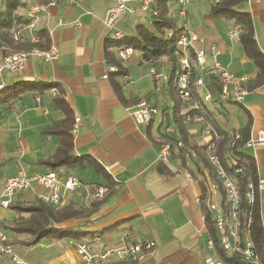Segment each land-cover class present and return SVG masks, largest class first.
<instances>
[{
    "label": "crops",
    "instance_id": "obj_1",
    "mask_svg": "<svg viewBox=\"0 0 264 264\" xmlns=\"http://www.w3.org/2000/svg\"><path fill=\"white\" fill-rule=\"evenodd\" d=\"M22 1L24 6L17 10L20 14L32 3L55 2L40 15L38 28L46 29L59 54L52 60L29 56L23 71L5 72L0 77L2 83L20 82L25 88L11 107L4 110L0 123V165L14 162L16 173L21 169L29 173L50 170L37 161L51 156L59 141L43 130L58 124L64 111H71L74 117H79L73 135L74 153L92 157L99 170L84 162L72 168L70 174L77 175L88 186L110 183L111 189L89 212L87 208L97 200L86 205L83 189L75 191L68 197V204L76 210L86 209V213L63 222L62 226L72 229L69 233L59 238L42 237L32 244H26L31 240L30 235L7 228L17 212L11 206L0 207L3 226L12 238L13 254L19 260L6 256L0 264H81L74 243L90 241L94 235L100 236L99 243L93 244L95 250L116 246L122 240L156 242L153 253L140 261L110 259L105 264H205L204 258H217L207 247L209 234L204 212L194 200L201 193L198 180L203 167L197 172L196 163L188 156L185 164L173 155L168 164L155 159L164 124L176 115L172 110L180 105L179 113L183 116L184 111L193 108L191 102L183 103L179 97L173 101L171 91L172 88L176 91V82L170 77L171 63L165 58L144 59L140 50H134L126 59L117 57L121 59V72L107 70L111 63L106 52L118 47L110 44L116 39H112L102 23L110 0H77L76 4L69 0ZM207 1L193 3V10L201 19L194 27L186 23V28L198 37L197 44L206 48L207 63L211 61L214 46L220 64L234 75L246 76L248 88L258 68L244 52L240 40L229 36L238 23L210 15L213 0ZM190 3L186 8L187 19L192 13ZM239 8L248 11L257 47L264 56V0H245ZM169 14L178 23L174 7ZM127 15L135 16L136 21L124 19ZM125 16L117 24L123 35H134L138 23L152 27L149 11L138 10ZM58 19L66 23L58 25ZM189 56L193 59L192 52ZM151 70L167 75L166 80L157 82ZM197 97L200 109L195 112L201 111L204 121L187 124L188 133L197 144L206 140L202 129L208 125L228 137L248 121L250 129H264V79L255 88H248L240 103L214 97L204 102ZM141 99L152 102L160 111L147 125L136 124L128 113ZM243 151L252 156L258 176L264 179V146L244 147ZM56 170L66 172L63 167ZM186 170L191 174L190 179L185 175ZM80 174L88 180H83ZM9 176H0V188ZM40 190L37 186L25 190L15 196L13 203H34L39 200ZM259 207L263 229V260H260L264 264V189Z\"/></svg>",
    "mask_w": 264,
    "mask_h": 264
},
{
    "label": "built area",
    "instance_id": "obj_2",
    "mask_svg": "<svg viewBox=\"0 0 264 264\" xmlns=\"http://www.w3.org/2000/svg\"><path fill=\"white\" fill-rule=\"evenodd\" d=\"M77 0H69V3L76 4ZM175 4L176 14L181 19L182 24L177 32L172 29L166 30L168 37L175 36L178 53L179 72L176 76V92L183 103L191 102L195 109H200V104L192 95L193 90L201 101L208 102L212 100L211 92L206 89L204 76L207 74L216 75L220 81L221 89L219 91V99L223 101L243 102L248 92L247 77L243 75H234L224 68L217 60V49L212 46V57L210 63L206 62V48L198 45V37L186 28L187 13L186 8L189 0H172ZM218 2L219 0H214ZM248 2L258 0H247ZM155 0H110L102 23L104 27L111 33L112 39L123 36L122 32L117 28L120 19L126 14H133L140 11H149L156 14V10L152 8ZM55 2H49L46 5L40 3H32L23 14L29 21L18 24L11 31V36L17 41H37L38 21L40 15L45 11L48 5H54ZM66 21L58 19L57 24L63 25ZM242 32L240 24H235L229 31V36L238 40ZM3 52L0 54V77L5 72H21L25 68L28 57H41L44 60H52L58 57L59 49L57 45L50 42L47 49L32 47L28 50L9 51L6 46L2 47ZM113 54L121 59H126L133 53L130 46H118L113 48ZM193 53V59L189 53ZM192 66L197 70V77L191 79ZM108 71L115 72V65H108ZM157 82L164 81L167 75L162 72L151 70ZM3 83H0V87ZM193 87V88H192ZM158 107L147 99L139 100L135 105L128 109L129 115L136 124L147 125L159 114ZM183 119L186 123H196L204 121L201 111L190 113L183 112ZM79 117H74L72 126V134L74 135L78 128ZM163 132L167 136L174 135L176 145L182 146V139L176 131L173 123L164 125ZM202 135L206 140L202 144H206L205 150L207 159L212 166L214 176H212L207 168H203L201 177L205 182V205L211 213L214 223L215 235L219 241V245L227 255H237L244 264H262L259 254L253 245L252 240L247 234L241 231V222L239 219V204L241 195L237 187L235 177L229 173L222 165L220 158L214 153V138L218 136L217 131L210 125L202 129ZM235 139L240 138V132L234 135ZM233 144V143H232ZM264 146V129L254 131L249 130V136L244 143L245 148H256ZM190 158H196V153L190 151L187 155ZM171 158V143L165 139L160 142L156 151V161L161 164H168ZM240 168H235L234 173H239ZM187 178H191L189 171H185ZM256 181L249 182L244 193L247 202L254 200V193L260 198L264 189V179L258 176L256 170ZM34 186L41 188L37 193L40 201L55 208L63 207L68 204V197L79 189H83V197L86 205L93 200L102 199L109 191L106 184H95L88 186L83 183L77 176L61 172L59 170H48L45 172H26L19 170L15 175L7 177L0 188V207L7 209L11 206L15 196L21 192L32 189ZM195 202L200 204L201 195L195 197ZM100 241L99 235H94L90 241H75L74 247L77 254L81 258V264H105L110 259L140 261L144 257L151 255L156 246V242L152 239L146 240H122L113 247H104L99 250L93 248V244ZM207 247L215 252L213 239L209 236L207 239ZM10 256L14 261L19 262L13 254L12 238L5 230L2 218L0 217V261ZM205 264H222L221 258H204Z\"/></svg>",
    "mask_w": 264,
    "mask_h": 264
},
{
    "label": "trees",
    "instance_id": "obj_3",
    "mask_svg": "<svg viewBox=\"0 0 264 264\" xmlns=\"http://www.w3.org/2000/svg\"><path fill=\"white\" fill-rule=\"evenodd\" d=\"M244 1L245 0H219L218 2H215L213 0L210 5L209 14L212 16L233 19L235 23L241 25L242 32L239 40L242 44L244 52L258 68L253 82L248 85L249 89H253L260 85L264 79V56L257 47L254 38L252 21L248 11L241 10L239 8ZM174 5V2L172 3L170 0H155L152 8L156 10V14H152V12H150L152 27L138 23L135 26L136 33L134 35H123L117 38L116 41H111L110 44L113 43L116 46H130L133 50H140L143 58L147 60L165 58L171 63L170 77L172 79H176L180 69L178 63V53H176V38L175 36L168 37L166 35L167 29H172L174 32H177L180 29L177 20L169 14V11H172ZM22 6H24L22 0H2V6L0 7V54L3 52V46H6L9 51L28 50L32 47L47 49L49 47L51 41L44 27L38 28L36 34L37 41L35 42H21L12 38L11 31L16 28L18 24L29 21L23 14L17 12V10ZM106 57L108 63L114 64L117 67L116 73L123 70L120 63L121 59L115 57L113 52L107 51ZM197 75L195 66H192V82ZM204 82L207 90L211 92L212 96L215 99H219L218 94L221 89V85L218 77L213 74H207L204 76ZM19 84L20 82H16L13 85L3 83V86L0 87V123L5 115L4 110L11 107L12 102L18 97L19 93L25 89ZM192 95L194 99L198 98L195 90H193ZM179 106H176L177 108L172 110L173 112L175 111L174 113L176 115L173 119H170L172 120L170 123L175 125L176 131H178L183 145L178 147L176 145L175 136H167L164 132L162 133L161 141L167 139L171 143V155L179 158L183 164L187 161L186 157L188 153L190 151H194L196 153V158L191 159L194 163H196L195 167L197 172L200 171L202 167H205L209 170L210 174L214 176L212 166L207 159L205 150L206 144H197L188 133L187 124L189 123H186L183 116L179 113L181 111ZM195 110L197 109L193 107L189 112L193 113ZM163 111H166V109ZM73 123L74 116L71 111H64V117L58 124L47 127L43 130L45 134L55 135L59 142L51 156L39 159L37 164L45 165L46 168L50 170H56L59 167H63L66 173H70L72 168L80 166L84 162H88L95 171L99 170L97 169V163L92 157L88 155L78 156L74 153V136L72 134ZM250 123L251 122L248 121L246 126L239 130L241 136L238 139H235L234 136L228 137L225 133L218 132V136L213 139L215 142L214 153L220 158L225 169L229 173H232V175L234 174L233 176L235 177L237 187L241 195L239 204L241 231L247 234L252 240L260 259L263 260L261 251L263 245V229L260 222L259 198L256 193H254V200L252 202H247L244 198V193L247 189L248 183L255 182L257 178L254 159L250 154L243 151L244 143L249 136ZM167 124L165 123L164 125ZM223 154H226L225 157H223ZM227 157H232L234 161L229 164ZM235 168H240L241 171L239 173H234ZM202 172L203 171H201L200 177ZM204 182V177H201L198 180L201 188L200 205L202 211L204 212L208 234L214 242L215 253L224 262L237 264L240 261L239 257L237 255H227L219 245V241L215 235L211 213L207 210L205 205ZM107 186L110 191V183H107ZM109 191L107 193H109ZM102 199L94 201L90 207L87 208L88 212L91 211V209L94 210L98 205V202ZM11 208L17 212V215L13 218L11 224L8 225L7 228L14 233H24L30 235L31 240L26 242V244H32L42 237H62L72 230L71 228L62 226L63 222L80 214L86 213V209L76 210L71 204L55 208L40 200L30 204H24L20 201H16L11 205Z\"/></svg>",
    "mask_w": 264,
    "mask_h": 264
},
{
    "label": "rangeland",
    "instance_id": "obj_4",
    "mask_svg": "<svg viewBox=\"0 0 264 264\" xmlns=\"http://www.w3.org/2000/svg\"><path fill=\"white\" fill-rule=\"evenodd\" d=\"M1 1V0H0ZM205 2V3H208L207 0H189L190 3V6L192 7V13L190 16H188V19H187V25L189 27H194L199 21H200V14L199 13H196L195 10H193V3H198V2ZM2 6V3L0 2V7ZM174 8H175V5H174ZM135 16H125L124 19H129L131 23H134V21H136V19H134ZM178 23L179 25H181V19L178 17ZM128 20V21H129ZM125 21V20H124ZM128 23V22H127ZM133 27V26H132ZM6 73H11V72H6ZM172 97H173V101H177L179 98L177 92L174 90V88H172ZM172 121V120H170ZM226 154H223V157H225ZM227 160H228V163L231 164L234 159L232 157H227ZM16 171H17V164L14 163V162H10V161H7L6 163L4 164H1L0 165V176L1 177H5L6 175H15L16 174ZM81 175V178H83V180H88V178H86V175L84 174H80Z\"/></svg>",
    "mask_w": 264,
    "mask_h": 264
}]
</instances>
